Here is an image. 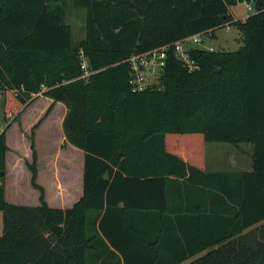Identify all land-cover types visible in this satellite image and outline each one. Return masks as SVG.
I'll return each mask as SVG.
<instances>
[{
	"label": "trees",
	"instance_id": "trees-1",
	"mask_svg": "<svg viewBox=\"0 0 264 264\" xmlns=\"http://www.w3.org/2000/svg\"><path fill=\"white\" fill-rule=\"evenodd\" d=\"M66 1L0 0L3 119L40 90L65 105L64 137L83 151L81 195L69 207L49 206L30 136L26 166L38 203L15 204L4 198L0 130V264H175L200 246L161 262L160 224L146 238L129 212L161 213L168 176L195 173L225 201L227 224L204 242L220 245L193 263L264 264V0H69L84 9L77 41ZM236 1L252 12L234 18L228 5ZM223 25L239 30L238 47L189 46V62L175 53V40L213 36ZM162 44L157 81L132 90L126 58ZM207 141L248 143L250 169L204 170ZM131 246L142 254L127 255Z\"/></svg>",
	"mask_w": 264,
	"mask_h": 264
},
{
	"label": "crops",
	"instance_id": "crops-1",
	"mask_svg": "<svg viewBox=\"0 0 264 264\" xmlns=\"http://www.w3.org/2000/svg\"><path fill=\"white\" fill-rule=\"evenodd\" d=\"M233 17L235 18V16ZM203 47L205 46L203 45ZM208 47L212 46L209 45ZM1 96L2 92L0 90V98H2ZM32 96L33 98L20 108L16 118L10 117L8 125L13 122L15 124V131L23 139L32 136V141H34L33 146H35V140H38L39 128L45 122L53 125L54 131L51 136L53 149L48 155V163L45 165L47 167L45 168L44 166L43 170L48 176L49 183H47L50 186V191L57 194L58 197L55 196L57 199L54 198L51 201V196L53 195H49L48 197L45 194V186L36 181L41 186L43 185L44 198L49 206L60 208L69 207L81 195L83 151L69 143L64 137L61 122L66 111L65 105L61 101L53 100L41 93L37 94V96ZM37 97H40V100L34 103ZM7 127L4 128V142L6 144L4 152V174L7 171V154L16 151L8 141ZM217 142L222 141H207L203 143L202 167L204 170L235 171L250 169V145L243 146L238 143L237 145L231 144L229 147L225 145L224 148ZM230 147L234 151L241 150V155L245 154L246 161L242 162L236 156L234 159L228 157L226 159L223 158V163V159L219 157L220 151L228 150ZM34 150L36 154V165L37 153L35 147ZM14 157L16 159L18 158L17 156ZM30 160L31 154L27 157L23 156L22 161L25 166L26 161L30 162ZM37 171L38 168L36 167V176ZM196 174L191 175V177L189 175L190 178H186L185 176L175 178L176 176L174 174L168 176L170 179L167 181V194L165 196V206L167 205V209L165 208L166 210L164 209L161 213H148L143 208H133L129 212L128 221L135 225L137 229L143 231L142 234L146 238L150 239L153 234L152 231L160 224L161 231L159 233L161 234V238L157 248V254L160 256L161 262L178 256L182 251L186 252L187 249L200 246L193 250L191 254H187L188 256L175 263L194 264L193 261L195 259L206 255L209 250L219 246L220 241H222L218 240L213 244L204 243L212 239H217L221 230L225 228L227 224L225 218V201H221L220 195H212V187L208 182H203L205 179L201 174L197 176ZM56 176H60V178L57 179ZM168 208L170 209L168 210ZM258 223L245 227L242 231H246ZM126 241H129L131 245L136 242L132 237L127 238ZM139 254H142L141 250L136 249V247L131 246V249L127 251V255L139 256Z\"/></svg>",
	"mask_w": 264,
	"mask_h": 264
},
{
	"label": "rangeland",
	"instance_id": "rangeland-1",
	"mask_svg": "<svg viewBox=\"0 0 264 264\" xmlns=\"http://www.w3.org/2000/svg\"><path fill=\"white\" fill-rule=\"evenodd\" d=\"M229 12L235 16V18H241L252 12V9L248 8L245 1H236L234 4L228 5ZM64 20L69 23L71 27V36L74 41L81 39L84 35V9L82 7L73 6L69 0L66 1L64 6ZM202 42H193L191 39L183 40L181 42V47L193 46L200 44V46L208 47L209 45L215 49H234L241 44L240 32L233 25H223L216 27L213 30V36L208 34L200 35ZM203 45H202V44ZM208 45V46H207ZM158 72L150 73V80L153 82L157 81ZM150 81V82H151ZM37 96V95H36ZM2 97V96H1ZM40 97H37L34 103L38 102ZM55 110V109H54ZM53 110V111H54ZM13 115V114H11ZM53 115V114H51ZM9 121L3 119L1 98H0V130L6 128L7 135L10 145H12L16 151H12L6 156V168L7 171L3 173L1 178L4 189V198L8 202L15 204H27L35 205L37 204V189L34 188L29 182L30 171L23 163V156H28L30 154L29 142L30 138L25 137L24 139L19 137L15 131V124L12 122L10 125ZM54 131L53 125H49V122H45L38 130V140H35V148L37 153L36 167L38 168L36 180L45 186L46 195L51 196V201L54 198L57 199V194L50 191L49 180L47 174L44 172L43 168L48 163V155L53 149V143L51 142V136ZM34 142V141H33ZM225 148L231 144L227 142H217ZM34 145V144H33ZM239 145H249L247 143H239ZM237 152V153H236ZM241 150L234 151L231 147L230 149L221 150L219 157L221 159L236 158L238 156L239 160L245 162V154L241 155ZM14 156H17L16 159ZM234 156V157H233ZM247 157V155H246ZM21 158V160H19ZM249 158V156H248ZM223 159V163H224ZM220 161V160H219ZM28 163V161H26ZM47 166H45L46 168ZM57 179L60 176H56ZM48 182V183H47ZM42 185V186H43ZM57 196V197H55Z\"/></svg>",
	"mask_w": 264,
	"mask_h": 264
},
{
	"label": "built area",
	"instance_id": "built-area-1",
	"mask_svg": "<svg viewBox=\"0 0 264 264\" xmlns=\"http://www.w3.org/2000/svg\"><path fill=\"white\" fill-rule=\"evenodd\" d=\"M248 8L252 9L250 2H246ZM191 39L193 42H200V34L195 33L180 39H177L173 42L175 53L183 58L185 61L189 62L190 60L187 57L185 52L186 48L182 49L181 42L183 40ZM166 44L152 47L140 52L130 54L126 60L129 67V82L131 83L132 90H141L147 84L152 83L150 80V73L158 72L160 66L163 64L164 49ZM210 48V47H209ZM83 66V63H82ZM86 73V71H84ZM151 81V82H150ZM154 82V81H153ZM43 89V86H41ZM40 94V90L32 92L31 95ZM10 115V113H8Z\"/></svg>",
	"mask_w": 264,
	"mask_h": 264
}]
</instances>
